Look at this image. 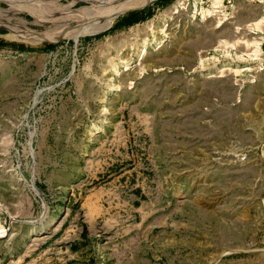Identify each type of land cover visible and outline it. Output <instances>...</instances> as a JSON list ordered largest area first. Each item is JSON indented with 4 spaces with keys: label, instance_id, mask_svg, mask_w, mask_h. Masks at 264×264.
<instances>
[{
    "label": "rangeland",
    "instance_id": "obj_1",
    "mask_svg": "<svg viewBox=\"0 0 264 264\" xmlns=\"http://www.w3.org/2000/svg\"><path fill=\"white\" fill-rule=\"evenodd\" d=\"M0 264H264V0H0Z\"/></svg>",
    "mask_w": 264,
    "mask_h": 264
},
{
    "label": "trees",
    "instance_id": "obj_2",
    "mask_svg": "<svg viewBox=\"0 0 264 264\" xmlns=\"http://www.w3.org/2000/svg\"><path fill=\"white\" fill-rule=\"evenodd\" d=\"M138 15H139V14H137V12H134L133 14H131L132 18L128 19V20L125 22V24H126V25H132V24H134V23H136V22H139V21L142 19V17H140V16H138Z\"/></svg>",
    "mask_w": 264,
    "mask_h": 264
},
{
    "label": "bare ground",
    "instance_id": "obj_3",
    "mask_svg": "<svg viewBox=\"0 0 264 264\" xmlns=\"http://www.w3.org/2000/svg\"><path fill=\"white\" fill-rule=\"evenodd\" d=\"M29 4V3H28ZM32 6H34V5H32Z\"/></svg>",
    "mask_w": 264,
    "mask_h": 264
}]
</instances>
